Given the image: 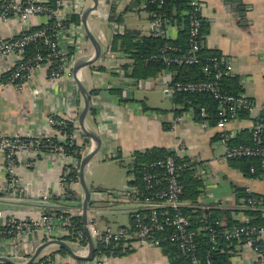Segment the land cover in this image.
<instances>
[{"label":"crops","instance_id":"1","mask_svg":"<svg viewBox=\"0 0 264 264\" xmlns=\"http://www.w3.org/2000/svg\"><path fill=\"white\" fill-rule=\"evenodd\" d=\"M198 1L202 5L203 29L207 30L203 37V48L207 52L230 57L234 77L240 82L241 93L264 107V0H241L243 12L227 0ZM69 2L77 7L71 10L68 8L67 13L72 12L79 16L93 4L91 0ZM98 3L97 9L87 18V26L96 38L100 33L103 34L105 40L101 43L102 55L96 63L84 67L78 77L90 95V109L84 119V126L89 132L100 135L104 142V149L99 154L101 160L113 161L110 157L131 160L135 151L152 147L173 151L176 145L181 143L184 145V157L195 164L194 173L203 182V192L198 197L200 208L204 211L222 208L237 210L234 219L245 221L243 213L239 211L243 206L236 199L234 187L261 195L264 199V178L247 177L232 167L229 161L223 160L224 147L217 143L218 131L210 121H195L191 111L177 116L172 110H162L165 113L158 114L151 111L152 106L148 104L153 91H156V85H161L163 93L170 99L171 96L165 93L170 77L162 72L152 80L132 81L124 77L119 70L120 66L128 64L127 58L119 55L105 57L118 25L111 17L114 20L120 18L123 25L124 17L140 12L137 10L138 4L136 0H98ZM147 19L148 32L143 28L135 29L143 35H150L152 32L148 14ZM48 20L47 15H35L23 25L18 19L11 18L0 25V39L18 37L25 28L45 25ZM170 35L174 36V33L171 32ZM58 43L65 51L72 47V66L94 55V49L85 36L81 21L79 25H74L73 31L61 33ZM15 60L13 55L0 57V80ZM93 90L97 92L91 94ZM82 107L83 99L73 77L64 73L60 78L53 80L48 76L46 67H40L19 87L0 83V134L12 138L51 135V116L69 117L72 111L80 113ZM250 125L251 120L247 115L239 116L228 124L227 131L235 138L242 131H249ZM164 126L167 129H164ZM79 134L81 133L78 129ZM75 161L73 157L63 158L50 153L17 152L15 179L22 191L18 188L15 190L22 195L0 191V210L6 217L14 220L31 221L38 219L44 212L79 209L80 202H77V199L62 200L64 192L60 184L64 168L73 165ZM90 170L91 164L86 166L85 174L88 175ZM7 180L4 154L0 150V190L5 188ZM128 186L129 184L126 188ZM75 195L77 196L76 193ZM52 196L62 197L54 201L50 199ZM95 198L89 208L95 205L99 211L106 209L101 205L105 202ZM116 207L113 211L115 213L120 209ZM262 208L264 217V206ZM90 214L89 217L94 220L104 218L97 216L93 211ZM31 236L28 244L35 247L39 239ZM59 249L57 245H50L41 252L40 258L49 255L67 258L69 254H61ZM229 255L230 264H256L255 254L247 245L237 243L229 251ZM109 264L171 263L162 249L141 247L111 258Z\"/></svg>","mask_w":264,"mask_h":264},{"label":"built area","instance_id":"2","mask_svg":"<svg viewBox=\"0 0 264 264\" xmlns=\"http://www.w3.org/2000/svg\"><path fill=\"white\" fill-rule=\"evenodd\" d=\"M48 1H0V25L11 18L18 19L20 23L26 25L28 19L35 15H47L56 20L53 26L56 33L55 37L48 35L46 29L28 32L29 29L25 28L16 38L0 39V57L6 58L13 55L16 58L7 69L6 82L2 84H12L19 87L35 69L40 67H46L47 71L50 72V79L53 80L60 78L64 73L72 77V61L66 60L67 51L60 48L58 37L63 32L73 31L74 25L63 28L62 22L72 13L69 12L68 14L67 9H76L77 6L71 5L69 0H55V9H52L49 7ZM166 3L167 0H140L137 10L148 14L152 29L151 34L154 37L171 42L177 39L180 31H185L187 35L186 48L182 49L173 46L171 43H166L151 59L163 63L166 67L201 66L203 80L169 84L165 93L169 96L176 92L210 95L216 103L217 121L215 127L218 131L217 143L224 147L223 160L257 159L262 177H264V107L256 104L243 93L234 95L223 90V79L234 76L233 62L230 57L221 54L203 56L204 35L202 33L201 3L198 0H187V9L181 12H175L173 9L171 13H167L150 9L153 7L162 8ZM115 28L114 32L122 31V28L117 25ZM171 32L174 33V36L170 35ZM97 40L100 44L104 42L102 33L98 35ZM37 41H42L47 53L38 52L31 60L25 59L26 47ZM108 48L105 57L110 55L107 54ZM58 62H63V66L54 67ZM165 73L168 77H172L171 73ZM241 112H245L251 120L249 131L251 132L252 143L250 145H232L230 143L234 137L228 133L227 126L237 119ZM75 113L72 111L69 117H58V120L50 117L49 123L53 129L51 135L26 138L39 140L40 138L56 137L59 142H64L66 136L54 125L62 126L66 121L74 120ZM75 122L78 128L77 120ZM35 143L37 141L24 144L21 143L20 137L12 138L0 134V150L4 154L5 169L8 175L5 188H18L15 179L16 164L13 157H16V153L19 151L40 153ZM93 145L91 142V145L80 153L78 159L74 158L76 161L72 166L75 171L78 170L80 160L93 150ZM183 151L184 145L180 143L172 151L175 153L174 155L144 164L140 171L139 185H129L128 190H124L122 193L103 192V201L108 207H119L117 203L120 201L130 204L124 209L120 207L119 211L128 214L131 222L127 226H119L115 229L107 226L105 230H98L94 219L88 216L86 227L95 249L91 261L76 260L71 255H68L67 258L56 255L47 258V264H90L91 262L109 264L110 259L118 254L128 253L141 247L162 249L164 243L175 245L180 256L188 259L191 264H199L195 233L191 227L190 216L186 211H195L200 208V204H193L183 198L184 190L179 181L180 172L186 166L179 164V159L184 157ZM49 153L63 158L69 157L61 147L52 149ZM256 172V167L251 165L249 173L255 175ZM61 180L60 177V184L62 185ZM18 190L22 191L21 186ZM95 193V195H99L98 191ZM248 202L251 204L253 200L249 199ZM261 203L264 205V199L261 200ZM80 215L81 210L77 208L74 211H62L59 215L52 211L44 212L36 220L17 221L6 217L4 212L0 211V256L7 257L17 264H25L36 248V246L33 247L28 244V235L36 232L37 239H39L38 244L52 239L61 240L70 247L74 255L86 258L89 254L88 242L83 228L76 230L73 221L74 217ZM216 224L221 225L220 222ZM213 233L216 234L215 231ZM263 235L264 226L258 228L242 225L232 229H224L222 232V237L225 240L236 241L249 246L255 254L256 264H264ZM257 242L263 245H258ZM116 249L118 254H114ZM205 264H211V260L207 258Z\"/></svg>","mask_w":264,"mask_h":264},{"label":"trees","instance_id":"3","mask_svg":"<svg viewBox=\"0 0 264 264\" xmlns=\"http://www.w3.org/2000/svg\"><path fill=\"white\" fill-rule=\"evenodd\" d=\"M140 0H136L138 4ZM48 5L50 8L55 9V0H49ZM153 10H158L160 12L171 13L174 9L175 12H181L187 9V0H167V3L162 8H150ZM112 21L117 22V26L122 28L121 32L116 33L109 45L107 54L119 55L122 58H127L128 64H124L119 67L121 74L124 77L130 78L132 81H148L159 77L162 72L171 73L169 84L175 82H198L203 80L202 68L201 66H183V67H166L163 63L159 61H154L151 57L157 54L166 43H171L173 46L186 48V32L180 31L178 37L174 41H167L166 39H161L159 37H154L152 34L143 35L140 31L134 29H127L122 25L121 19L116 18L115 20L111 17ZM55 18H49L47 24L32 27L28 32H34L41 29H46L47 34L50 36L56 35L53 30L55 25ZM80 16L76 13H71L68 18L62 22L63 28H69L71 25H79ZM204 24L202 21V33L203 35L207 30L203 29ZM16 38V37H15ZM204 39V38H203ZM25 59L31 60L36 53L41 52L43 54L47 53L45 46L42 41H37L34 44L28 45L26 47ZM203 56L217 54L205 51L203 48ZM73 50L72 47L68 49L66 54V60H71ZM64 62V61H63ZM63 62H58L54 67L60 68L63 66ZM61 74V72H60ZM50 72H48V76ZM7 75L0 80V83L6 82ZM223 90L229 94H240L241 86L237 77H227L222 81ZM117 91V90H116ZM97 91H91V94H95ZM174 108L172 112L175 116L182 114L183 112H190L195 121L208 120L212 125L216 124V103L213 101L208 94H196V93H173L170 97ZM145 109V107H143ZM204 113V114H203ZM203 114V115H202ZM205 115V116H204ZM245 112H241L240 116L244 117ZM79 116V112L76 111L74 114V120L66 121L62 126L54 125L55 128L59 129L62 134L66 136L64 142H59L56 137L50 139L40 138L39 140L20 137L21 143L28 144L30 141H37L35 146L40 150V153H49L52 149L61 147L64 153L69 156L78 159L80 153L84 151L89 144L85 143L82 139L81 134L78 135V128L76 127V120ZM51 118L58 120V117L51 116ZM164 129H167L164 126ZM81 140V141H78ZM264 140V132H263ZM232 145H250L251 132L244 130L235 138L230 140ZM175 153L171 150L165 148L152 147L145 149L144 151H135L131 155V162L127 164L128 171L131 168V172L135 174L134 179L129 182V185H139L140 183V171L141 167L151 161L164 159L169 155H174ZM112 160H116L118 164H122L123 160H118V157H110ZM13 161L16 163V157H13ZM232 167L237 168L241 173L247 177L261 178L262 172L259 169V160L257 159H234L229 160ZM179 164H185L180 172L179 181L183 186L184 194L183 198L193 204H198V197L203 192V182L195 175L193 169L194 163L191 162L187 157L179 159ZM251 165H256L257 172L255 175L249 173ZM261 176V177H260ZM61 182L63 187L64 196L72 200L74 198L75 192L72 190L71 185L77 183L78 175L74 170L72 165H68L64 168L63 174L61 176ZM91 191L102 192L104 189L94 188ZM1 194V193H0ZM234 194L236 199L240 202L243 208L241 211L245 217V221L241 222L235 220V214L237 210L231 209H208L204 211L202 208H198L195 211L187 210L186 213L190 216V221L192 223V230L195 233V241L197 244V254L199 257V264H205L207 258L211 260V264H230L229 262V251L237 244L236 241H228L222 237V232L224 229H232L235 227H240L242 225H247L251 227H263L264 217H263V204L261 200L263 196L248 192L247 190L239 187H234ZM62 197V196H60ZM52 196L50 199L58 201L61 198ZM252 199L253 202L250 204L248 201ZM199 205V204H198ZM55 214H61V211H52ZM76 230H82V222L80 216L73 218ZM220 222L221 225L216 223ZM215 231L216 234L213 233ZM86 238V236H85ZM87 240V239H86ZM240 244V243H239ZM258 245H263L262 243ZM61 254H66L67 252L60 248ZM162 252L168 257L171 264H191L186 258L180 256V252L177 247L171 243H164L162 246ZM114 254H118V250L114 251ZM119 255V254H118ZM53 255L49 257H42L34 264H47V258H52Z\"/></svg>","mask_w":264,"mask_h":264},{"label":"water","instance_id":"4","mask_svg":"<svg viewBox=\"0 0 264 264\" xmlns=\"http://www.w3.org/2000/svg\"><path fill=\"white\" fill-rule=\"evenodd\" d=\"M92 1V6L87 8L85 11H83V13L80 16V21H81V25H82V29L85 33V36L87 37V39L89 40V42L91 43L93 49H94V55L91 59L86 60V61H78L76 63L73 64L72 66V77L74 82L77 85L78 91L83 99V107L79 113V116L77 118V124H78V129L80 131V133L83 135V140L85 143H93L94 144V148L93 150L88 153L87 155H85L79 163V167L78 170L76 171L77 175H78V181L77 184L80 185L81 189H82V194L81 196H74L73 200H80V210H81V222H82V228L84 231V234L86 236L87 242H88V247H89V254L86 258H80L76 255L73 254V252L71 251L70 247L64 243L61 240H57V239H52L50 241L38 244L35 243L36 248L33 252V254L29 257V259L26 261L25 264H34L39 258H40V254L41 252L48 246L50 245H57L60 248L64 249L69 255H71L74 259L76 260H84V261H91L94 255V243L93 240L89 234V231L86 227L87 222H88V213H91L92 211L94 213L97 214V216L100 217H106V216H111L116 214L115 212V208H111L106 206L105 203H101V205L104 206V208L106 209H100V211L98 209H96L97 207L94 205L93 208H89L91 205V196H92V192L95 193V191H91L90 188L87 186L85 179H84V174H85V168L86 166H88L89 162L95 157L98 156L101 151H103L104 149V142L101 138L100 135L89 132L85 126H84V119L90 109V95L88 93V91L85 89L83 83L81 82L80 78L78 77L79 72L87 66H90L94 63H96L102 55V51H101V44L98 42L97 38L90 32L88 26H87V18L89 16V14L93 11H95L98 7V0H91ZM229 1L236 9H238L239 11L243 12L244 8L242 5V1L241 0H227ZM244 14L242 13L241 16H243ZM89 143V144H90ZM126 190H128V188H126ZM3 193H10V194H15V195H19L20 193L15 190L13 187H9V188H3L0 190ZM22 195V194H20ZM62 200H69L67 199L65 196L62 197ZM79 202V201H78ZM102 207V206H101ZM119 209V208H118ZM1 211V210H0ZM33 238H37V233L33 232L32 233ZM32 236L31 234L28 235V239L31 240ZM0 263L3 264H17L16 262L12 261L11 259L7 258V257H1L0 256ZM90 264H94V263H90Z\"/></svg>","mask_w":264,"mask_h":264},{"label":"rangeland","instance_id":"5","mask_svg":"<svg viewBox=\"0 0 264 264\" xmlns=\"http://www.w3.org/2000/svg\"><path fill=\"white\" fill-rule=\"evenodd\" d=\"M123 26H125L127 29L134 30L143 28L144 31L148 32L149 21L147 19L146 12L140 11L138 13L129 15L128 17H124ZM118 32L120 31H117L116 33ZM155 88L156 91H153L150 99V104H148L152 106L151 111L154 112V114L165 113L167 111L171 112L174 106L170 99L167 98L163 93L162 86L156 85ZM162 110H165V112H162ZM118 160H123V165L118 164V162L114 160L102 161L99 155L95 156L88 164V166L91 164L90 173L88 175L84 174V179L87 186L90 189L99 188L104 189L105 191H115L118 193L124 192V189L127 187L129 182L134 179L135 174L131 172V168L128 171L127 164H130L131 162L129 158H120ZM72 187L77 196H81L82 189L80 185L75 183V185H72ZM105 191L99 192V195L97 196L95 195L96 193L92 192L90 200L95 202V197H98L100 198L99 201L102 202L104 195L103 192ZM78 201L81 202V199H78L77 202ZM117 204L121 208L128 207L130 205L129 203L124 201H120ZM90 215L91 214L88 213V216ZM130 222L131 219L129 215L123 211H118L114 215L106 216L104 218H97V220H94V223L98 230H105L107 226H109L111 229H115L119 226H127L130 224Z\"/></svg>","mask_w":264,"mask_h":264}]
</instances>
